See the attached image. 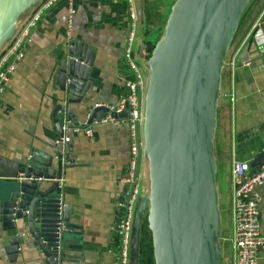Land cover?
<instances>
[{
	"label": "water",
	"instance_id": "obj_1",
	"mask_svg": "<svg viewBox=\"0 0 264 264\" xmlns=\"http://www.w3.org/2000/svg\"><path fill=\"white\" fill-rule=\"evenodd\" d=\"M35 0H0V48L11 37L16 23ZM250 0H174L163 24V33L145 59L148 79L143 106V146L147 159L148 190L134 206V249L141 213H146L154 264H219L220 214L215 188L216 163L213 136L224 55L238 19ZM263 1V0H261ZM142 0H137L138 20H143ZM249 18L248 22L250 21ZM138 55L145 43L138 38ZM92 53L72 40L68 57L55 70L62 102L52 111L61 150L41 155L34 148L24 161L0 170V220L11 232L6 247L14 253L22 229L43 254L45 264H60L65 248L81 249V228L69 220L58 179L69 158L71 138L60 140L56 112L79 125L67 103L80 104L91 77ZM92 104L85 124L107 112ZM112 116H125L109 111ZM264 148L251 160L257 168ZM11 169V170H9ZM70 264H89L80 256H67Z\"/></svg>",
	"mask_w": 264,
	"mask_h": 264
},
{
	"label": "crops",
	"instance_id": "obj_2",
	"mask_svg": "<svg viewBox=\"0 0 264 264\" xmlns=\"http://www.w3.org/2000/svg\"><path fill=\"white\" fill-rule=\"evenodd\" d=\"M38 1L35 0L21 15L15 28L23 23ZM66 3V0H54L42 10L23 42V56L0 91L2 171L8 165L14 168L13 163L24 161L32 148L41 155L63 148L62 142L56 141L58 134L52 111L64 99L55 79V70L59 62L68 57ZM261 3L256 0L252 10L239 22L225 52L224 63L230 58L234 60L231 80L228 64H224L221 70L213 136L214 179L220 214L219 264H231L228 239L231 231L230 160L235 157L250 163L264 148V46L245 37L248 20ZM73 6L71 41L77 40L87 46L93 57L89 69L91 81L81 103H67L73 109L80 129L70 133L68 156L74 164L63 168L61 193L64 204L70 207V222L81 228L78 240L81 249L65 248L64 251L66 257L80 256L89 264H113L117 249L114 225L122 213L120 202L129 188L121 180L128 156L127 126L123 123L84 122L85 113L92 104L114 103L124 88L127 6L125 0H73ZM261 29L264 33V13ZM140 36L138 25L134 55L142 60L144 58L137 52ZM229 90L232 100L221 94ZM144 94L145 86L138 95L142 110ZM56 116L58 122H64L65 114L60 110ZM142 124L137 132L143 138ZM86 125L91 128L90 135L83 131ZM137 169L141 177L138 201L148 190L144 146L139 152ZM256 190L260 198V230L264 233V182L256 186ZM222 211L224 221H221ZM131 224L130 231L134 229L133 216ZM10 234L0 220V264H45L42 252L25 229H22V241L17 251L7 252ZM132 237L127 264H131L135 257L134 232ZM66 257L61 258L60 264H70ZM256 262L264 264V247L257 251Z\"/></svg>",
	"mask_w": 264,
	"mask_h": 264
},
{
	"label": "built area",
	"instance_id": "obj_3",
	"mask_svg": "<svg viewBox=\"0 0 264 264\" xmlns=\"http://www.w3.org/2000/svg\"><path fill=\"white\" fill-rule=\"evenodd\" d=\"M54 0H40L30 11L26 19L15 28L11 37L0 48V91L4 83L15 68V64L23 56V42L31 27L39 18L42 10ZM66 25L65 40L71 45V19L74 13L73 0H66ZM127 6V30L124 38L123 58L127 66L124 75V91L114 103H95L107 107L99 120L94 122H110L112 124H125L128 131L127 162L125 173L121 180L129 185L124 200L120 202L122 213L115 221L114 230L117 237L116 255L113 264H127L128 240L135 202L140 188V173L137 169L138 156L143 148V138L138 135L137 128L143 123V110L139 106L138 95L143 90L144 78L141 67L135 60L134 45L138 27L137 0H125ZM264 13V0L260 8L253 15L245 37H251L257 44L264 46V33L261 29V18ZM228 64L230 80L234 70V60L230 58ZM232 85V83H231ZM220 94V92H219ZM232 100L231 90L221 93ZM126 110L125 116H112ZM62 135L60 140H68L70 133L77 132L78 125H72L67 120L61 125ZM84 133L90 135L91 128L86 125ZM264 182V161L252 168L246 160L232 157L230 160V222L231 231L228 236L231 264H257L256 254L264 247V233L260 230L259 223V194L256 186ZM61 186V177L58 179Z\"/></svg>",
	"mask_w": 264,
	"mask_h": 264
},
{
	"label": "trees",
	"instance_id": "obj_4",
	"mask_svg": "<svg viewBox=\"0 0 264 264\" xmlns=\"http://www.w3.org/2000/svg\"><path fill=\"white\" fill-rule=\"evenodd\" d=\"M256 0H250L245 8L243 9L238 23L247 15L249 11L252 10ZM142 12L143 20L140 23V35L145 43V53L144 57H147L155 43L154 40L147 37V34L155 27L160 21V13L155 9L152 11L149 9V0H142ZM154 17V18H153ZM154 20H153V19ZM127 69H125V74H127ZM124 91V88L122 92ZM117 239V238H116ZM136 264H154L153 255H152V246H151V237L149 229L147 228L146 213L141 214L140 225L138 231V240L136 248Z\"/></svg>",
	"mask_w": 264,
	"mask_h": 264
},
{
	"label": "rangeland",
	"instance_id": "obj_5",
	"mask_svg": "<svg viewBox=\"0 0 264 264\" xmlns=\"http://www.w3.org/2000/svg\"><path fill=\"white\" fill-rule=\"evenodd\" d=\"M173 1L174 0H149V9L151 11H152V9L153 10L155 9L157 12L160 13L161 17H160V21L158 22V24L155 27H153L152 30L147 34L148 38L156 41L162 35V33H163V24H164L166 15L169 12L170 5L172 4ZM138 25H140V24L138 23ZM143 58L144 59L139 60V58L135 57V60L137 61V63L141 67L143 78H144V84H145V87H146L147 79H148V68L145 66L146 57H143ZM147 188H148V186H147ZM146 192H147V190H146ZM143 213H144V211L141 214H143ZM224 219H225L224 218V212L222 211L221 221H224ZM135 228H137V226H135ZM135 228L131 229V231H130V236H129V240H128V248L131 246L130 239L131 238L133 239L132 235H133V232H134ZM131 233H132V235H131ZM127 254L129 255V249L127 250Z\"/></svg>",
	"mask_w": 264,
	"mask_h": 264
}]
</instances>
